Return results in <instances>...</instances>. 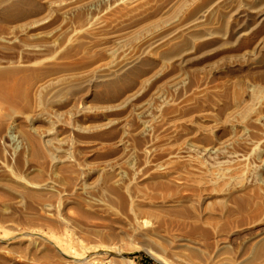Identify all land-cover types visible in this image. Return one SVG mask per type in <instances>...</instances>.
<instances>
[{
	"label": "rangeland",
	"instance_id": "1",
	"mask_svg": "<svg viewBox=\"0 0 264 264\" xmlns=\"http://www.w3.org/2000/svg\"><path fill=\"white\" fill-rule=\"evenodd\" d=\"M32 1L42 7L36 13L0 19V90L7 96L0 100V264H264V256L244 263L248 239L264 231V120L246 127L238 144L219 151L215 144L230 137L220 126L200 135L183 132L163 143L167 126L159 127L161 114L178 92L185 93L186 84L165 86L154 97L162 78L110 102L95 101L91 91L79 89L45 106L51 88L77 83L116 58L91 49L93 37L96 24L129 0ZM4 72L11 75L8 83ZM19 90L27 94L26 102L18 98ZM250 128L256 129L251 133ZM27 136L35 144L50 137L64 140L43 155ZM231 150L240 156L230 164L239 168L236 173L216 165L232 157ZM184 158L189 169L199 168L200 174L190 177L198 184L179 185L174 194L140 189L145 179L164 172L163 164ZM201 187L212 197L256 189L262 201L247 214L188 225L146 206L181 196L199 205L201 196L193 194ZM65 232L89 248L82 260L54 248L52 238ZM183 239L186 246L180 247Z\"/></svg>",
	"mask_w": 264,
	"mask_h": 264
},
{
	"label": "bare ground",
	"instance_id": "2",
	"mask_svg": "<svg viewBox=\"0 0 264 264\" xmlns=\"http://www.w3.org/2000/svg\"><path fill=\"white\" fill-rule=\"evenodd\" d=\"M41 8L32 0H0V19H21ZM96 25L97 34L91 49L111 52L116 58L96 67L77 83L51 88L44 97L45 106L56 104L79 89L91 91L90 98L95 101L110 102L151 79L162 78L153 91L154 97L159 96L165 86L180 80L186 84V90L181 91L185 93L179 95L178 92L175 101L161 114L158 125L167 126L163 143L181 137L183 132L200 135L220 126L228 129L230 137L215 144L219 151L234 145L246 127H252L260 118L264 120V0H129ZM171 68L174 70L166 74ZM2 79L7 83L12 80L9 72L2 73ZM1 90L0 100L7 99ZM17 92L18 98L26 102L27 94L22 90ZM131 98L132 95L127 96L128 102ZM63 140L50 137L46 141L37 140L35 144L34 139L27 136L29 144L37 146V152L43 155L52 154ZM238 157L234 150L232 157L219 160L216 165H226L227 170L236 173L239 168H232L230 164L237 163ZM260 160L264 164V154ZM163 166L164 172L145 179L139 184L140 189L174 194L179 185L198 184L194 179L200 174L199 168L189 169L188 158L179 164L176 160L168 161ZM86 170L89 174L93 172V169ZM193 195L201 196L199 205L192 197L181 196L156 204L149 202L146 206L188 225L247 214L261 200L256 189L233 190L225 196L212 197L211 190L201 187ZM248 240L251 243L249 256L244 258V263L264 256V231ZM180 242V247L186 246L184 239ZM51 243L60 255L76 262L89 251L86 244L73 241L67 232L61 238H52ZM224 248L222 243L220 249Z\"/></svg>",
	"mask_w": 264,
	"mask_h": 264
},
{
	"label": "trees",
	"instance_id": "3",
	"mask_svg": "<svg viewBox=\"0 0 264 264\" xmlns=\"http://www.w3.org/2000/svg\"><path fill=\"white\" fill-rule=\"evenodd\" d=\"M134 256H136V255H133V256H130V257H134Z\"/></svg>",
	"mask_w": 264,
	"mask_h": 264
}]
</instances>
